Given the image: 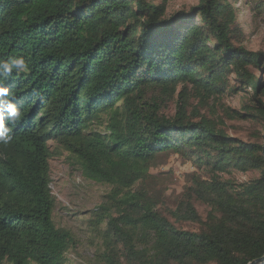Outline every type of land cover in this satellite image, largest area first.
Wrapping results in <instances>:
<instances>
[{"label":"trees","instance_id":"16d2710c","mask_svg":"<svg viewBox=\"0 0 264 264\" xmlns=\"http://www.w3.org/2000/svg\"><path fill=\"white\" fill-rule=\"evenodd\" d=\"M233 3L199 0L166 17L146 0H0V59L30 64L0 77L23 114L0 145V264H70L74 237L53 219L57 150L83 178L110 186L88 219L100 242L87 264L264 256V136L233 137L224 122L264 127V81L250 71L264 68V53L242 45ZM225 93L242 94L238 109L220 103ZM171 152L198 170L172 199L151 173ZM233 170L258 175L222 176ZM185 222L196 229L176 226Z\"/></svg>","mask_w":264,"mask_h":264},{"label":"rangeland","instance_id":"374dc122","mask_svg":"<svg viewBox=\"0 0 264 264\" xmlns=\"http://www.w3.org/2000/svg\"><path fill=\"white\" fill-rule=\"evenodd\" d=\"M157 6L164 7L166 17H170L178 11H188L199 0H146ZM234 2L238 16L237 22L243 33L242 45L250 51L264 53V11L254 9L252 0H229ZM264 6V0H260ZM198 23V18L194 17ZM251 73L264 81V68L260 71L250 67ZM248 87H246L247 89ZM249 90V88H248ZM247 90V91H248ZM241 93H225L220 97V103L230 108L238 109L241 103ZM219 115L224 117L220 106H215ZM224 122L229 135L245 141L258 139L259 134L264 136V127L255 120L234 117L225 118ZM260 142H264L263 138ZM54 152V150H53ZM49 159L50 191L55 197V209L53 219L56 226L69 229L74 237V246L68 252L70 264H87L92 262L94 251L100 242L95 227L88 223L92 210L99 206L110 186L83 178L78 166L67 160V154L57 150ZM189 172H198L192 162L180 154L171 152L166 156L161 155L157 165L151 169V173L157 175V185L164 187L170 199L177 196L185 184V175ZM258 172L231 171L223 173L225 178H231L236 182L247 181L256 177ZM198 213L202 218L206 208L196 203ZM177 227L186 230H195L193 223H177Z\"/></svg>","mask_w":264,"mask_h":264},{"label":"clouds","instance_id":"9594fccd","mask_svg":"<svg viewBox=\"0 0 264 264\" xmlns=\"http://www.w3.org/2000/svg\"><path fill=\"white\" fill-rule=\"evenodd\" d=\"M30 64L23 56L0 59V77L7 79L15 74H27ZM22 112L10 95L7 86L0 82V145L7 146L12 141V128L22 119Z\"/></svg>","mask_w":264,"mask_h":264},{"label":"water","instance_id":"95a60500","mask_svg":"<svg viewBox=\"0 0 264 264\" xmlns=\"http://www.w3.org/2000/svg\"><path fill=\"white\" fill-rule=\"evenodd\" d=\"M263 151H262V154H263V161H264V143H263ZM264 262V256L262 258H259V259H256L252 262H250L249 264H262Z\"/></svg>","mask_w":264,"mask_h":264}]
</instances>
